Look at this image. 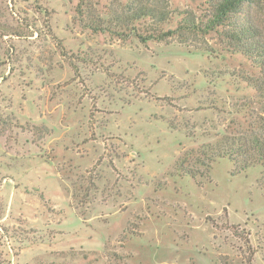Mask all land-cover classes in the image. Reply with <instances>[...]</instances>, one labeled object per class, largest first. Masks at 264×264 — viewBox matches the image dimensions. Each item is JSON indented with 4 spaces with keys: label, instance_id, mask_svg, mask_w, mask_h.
<instances>
[{
    "label": "rangeland",
    "instance_id": "obj_1",
    "mask_svg": "<svg viewBox=\"0 0 264 264\" xmlns=\"http://www.w3.org/2000/svg\"><path fill=\"white\" fill-rule=\"evenodd\" d=\"M78 3L0 0V264H264V167L199 153L264 141L263 73L176 31L205 0ZM240 17L264 41V0Z\"/></svg>",
    "mask_w": 264,
    "mask_h": 264
},
{
    "label": "trees",
    "instance_id": "obj_2",
    "mask_svg": "<svg viewBox=\"0 0 264 264\" xmlns=\"http://www.w3.org/2000/svg\"><path fill=\"white\" fill-rule=\"evenodd\" d=\"M77 13L83 14V0H78ZM208 4V14L206 19L189 20L183 18L178 24V32L197 33H218L229 45H232L235 53H240L252 63L255 69L259 70L264 78V41L259 34V29L252 21L241 18L244 9L254 3V0H205ZM131 16H122V27H127L134 21L142 19L157 20L160 23L170 19V15L160 10L139 6L135 11L130 12ZM168 16V17H167ZM95 22H89L88 28L94 32H107L102 26H95ZM132 31H135L134 28ZM158 32H156L157 34ZM171 32L158 35L145 36L137 34V38L145 43L149 40H163ZM152 34H154L152 32ZM171 35V34H170ZM210 163L219 159H227L234 167H239L245 171L252 167H264V141L255 135L248 138L243 136H223L213 144H208L200 148V152ZM192 155V153H191ZM187 156V155H186ZM184 162L182 160L181 165Z\"/></svg>",
    "mask_w": 264,
    "mask_h": 264
}]
</instances>
